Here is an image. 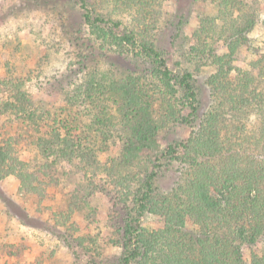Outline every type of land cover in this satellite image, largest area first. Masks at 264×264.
Here are the masks:
<instances>
[{
    "label": "rangeland",
    "instance_id": "obj_1",
    "mask_svg": "<svg viewBox=\"0 0 264 264\" xmlns=\"http://www.w3.org/2000/svg\"><path fill=\"white\" fill-rule=\"evenodd\" d=\"M83 2L123 25L92 26ZM124 26L164 56L171 82L140 45L120 44ZM185 72L191 100L171 87ZM121 85L153 119L138 151L126 149ZM218 109L209 141L201 127ZM0 145V264H122L126 220L152 171L131 264H264V235L241 239L257 229L246 194L264 163V0H0ZM253 188L255 199L263 188ZM204 193L223 207L209 210ZM219 227L227 240L201 247L198 232Z\"/></svg>",
    "mask_w": 264,
    "mask_h": 264
},
{
    "label": "trees",
    "instance_id": "obj_2",
    "mask_svg": "<svg viewBox=\"0 0 264 264\" xmlns=\"http://www.w3.org/2000/svg\"><path fill=\"white\" fill-rule=\"evenodd\" d=\"M83 8L85 9V12L83 14L85 21L91 24L92 26L98 25L100 26L99 27L100 29L108 28L112 30V28L114 27H120L123 25L122 22L120 21H115L113 19H108L102 16L92 17V11L87 8V5L85 2H83ZM103 31H104L105 37L111 38V36H113V38H115L113 33L111 32L107 33L105 32V30ZM118 39H119L120 44L121 42H125L134 47L136 46L138 47L140 45L146 51L147 55L150 57V59L154 63L155 70L158 76H160L162 80L171 82L170 80H171L172 72L169 66L167 65V62L164 56L154 47L153 44L144 45L141 42L139 43L134 34V31L130 30L126 26H124L123 35L119 36ZM112 41H114V39H112ZM176 81L178 83H173L171 85V87L175 88L174 92L179 93L178 89L175 87V84H178V87H180L181 89L180 93H183L190 100L191 98L195 97V85L193 83L194 78L191 72H185L182 76H178V79ZM212 81L215 82L216 78L214 79L212 78ZM168 84H171V83H168ZM119 88L121 89V92H123L122 98L126 102L125 105L123 104L124 108L126 105L130 108V111L125 115V118H126L125 120L128 123L129 129H130V135L126 143V149L129 150V152L138 151L142 149L143 147L150 146V143L148 141L151 139V137L148 135V133H153V131L155 130V127L153 126V123H152L153 119H150L149 117L150 114L148 113V110H147L149 107H147L144 102H141L138 96H133V94H130V92L127 91L125 85L123 86L121 85ZM219 104L224 105V102H221ZM128 107H126V109ZM19 112H23L22 109H18L17 113ZM27 115L29 116L31 121H33L34 119H38V120L42 119L41 115H36V110L34 111L26 110V115L23 112L21 114V117L24 118ZM219 119H221V116L219 115V109L216 111L211 110L209 114L206 116V118L204 119L205 121L203 123V127H201V130L202 129L204 130L205 128H207L206 132L209 134V141H213V139H215L216 133L213 134L212 129L214 130V127L217 126V124L219 123L218 122ZM187 121L190 122V119H187ZM201 130H199V132ZM59 134L60 133H57V135ZM46 141H47L46 138H42V142H46ZM52 142L53 141H49V143H52ZM49 143L47 142L46 146H48ZM70 143L71 142L68 139V142L66 141V144L71 146ZM188 143L189 145H194L192 138L190 139ZM71 147H74V146H71ZM55 151L57 152V150ZM166 151L171 154L177 153L176 148L171 145L168 146ZM63 152L65 151L62 149L59 150V153H63ZM6 154L7 153L4 147L0 145V161L5 159ZM165 155L166 153L162 154V156H165ZM160 158L161 157H159L158 160ZM191 158L192 157H190V160L192 161L193 159ZM262 162L263 161H258V165L254 167L255 170L254 171L250 170L249 174L251 175V177H250V182L248 184L250 191L246 194L252 200V202H254L252 205V209L248 210V212L253 213L255 215V218H254L255 224L252 225V227L257 228V229L244 231L243 233H241V239H247V236H250L255 239L256 237L260 238V236L264 235V193H263L264 192V163ZM157 174H158L157 171H152V173L148 174V176L144 180L142 187L135 199V205L137 208L136 214L132 215L126 220V224L124 228V232H125L124 233V237H125L124 246L126 247V252H125V255L123 256V259H121L122 264H131L133 260L136 261L137 258H139V256L141 255L142 245H144L146 241V239L144 240V234H143V229L141 225V216L143 215V213L147 210L148 206L150 205V201L152 200V197L156 190L155 182H156ZM253 187H255L256 189H258V187L263 188L262 193L258 192L255 196V199L251 197L252 189H254ZM2 198L7 204L8 202H10L9 199L3 194H2ZM202 200L205 202L206 205H208L209 210H213L217 206L221 208L223 207L222 203L219 201H217L218 204L213 203V201H208L207 194L205 193L202 195ZM256 200H257V204L255 203ZM232 206L235 207V205H232ZM221 224L222 222L219 224V226H221ZM220 230L221 228L219 227L218 231L216 229L214 232H212L211 229L202 231V233L198 232L197 234L198 236H196V238L198 237V241L201 244V247L206 248V242H208L207 240H211L210 237H213V235L215 236L214 239L218 240V242L227 240L228 236L226 234L225 235L218 234Z\"/></svg>",
    "mask_w": 264,
    "mask_h": 264
}]
</instances>
